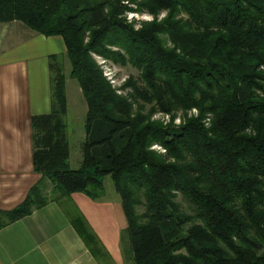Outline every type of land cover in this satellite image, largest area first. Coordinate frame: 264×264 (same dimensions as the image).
I'll return each mask as SVG.
<instances>
[{
    "label": "trees",
    "instance_id": "16d2710c",
    "mask_svg": "<svg viewBox=\"0 0 264 264\" xmlns=\"http://www.w3.org/2000/svg\"><path fill=\"white\" fill-rule=\"evenodd\" d=\"M14 21L62 38L86 104L85 138L70 169L65 76L51 63V111L31 119L40 179L0 210V228L58 203L105 264L67 200L100 199L110 178L126 221L124 264H264V0H0V23ZM95 56L138 71L126 95ZM157 110L170 122L153 119Z\"/></svg>",
    "mask_w": 264,
    "mask_h": 264
},
{
    "label": "crops",
    "instance_id": "0c3cea01",
    "mask_svg": "<svg viewBox=\"0 0 264 264\" xmlns=\"http://www.w3.org/2000/svg\"><path fill=\"white\" fill-rule=\"evenodd\" d=\"M63 53L61 37L43 36L16 21L0 23V210L19 205L40 179L32 164L31 119L51 110L50 57ZM69 200L110 261L123 264L122 224L113 206L95 205L82 193ZM0 264L102 263L89 252L63 206L53 202L0 228Z\"/></svg>",
    "mask_w": 264,
    "mask_h": 264
},
{
    "label": "rangeland",
    "instance_id": "374dc122",
    "mask_svg": "<svg viewBox=\"0 0 264 264\" xmlns=\"http://www.w3.org/2000/svg\"><path fill=\"white\" fill-rule=\"evenodd\" d=\"M161 15L160 17H162ZM159 17V18H160ZM127 18L129 20L140 21H150L152 17L146 13H135L128 12ZM95 59L99 65H101L104 75L110 81V83L115 87L116 92L120 95H126L129 91L128 88H125L124 84L128 80L130 76L136 77L138 71L130 65H120L114 63L112 61L106 60L100 56H95ZM51 63L57 64L58 68L61 69L62 73L65 76V87L64 93L67 101V110L64 115H62L61 120L64 123V137L68 142L69 146V159L68 164L70 169H77L81 162V144L85 138L84 131V121H85V113H86V104L81 96V92L76 80L72 79L69 75L70 65L66 55L60 54L55 58V60L51 61ZM51 111V110H50ZM188 115H196V110H191L187 112ZM180 113L177 114V117L173 119L175 124L180 122ZM152 118L155 120H160L164 123L170 122L169 115L164 114L157 110ZM156 149H160L158 146H153ZM104 190L105 194L103 197L97 200H93L95 205L100 204H110L113 206L114 214L118 215V222L122 224L121 229L125 226L126 221L124 214L121 209L120 197L115 192L113 183L110 178H106L104 181ZM177 201L181 204L182 210L186 213H191V208L189 207L187 201L179 196ZM67 205L69 207L74 208L75 205L72 201L67 200ZM142 207L139 206L137 211L139 213L142 212ZM106 216L111 215L110 212L105 214ZM103 263L105 264H113L109 259H103ZM124 264V263H123Z\"/></svg>",
    "mask_w": 264,
    "mask_h": 264
}]
</instances>
